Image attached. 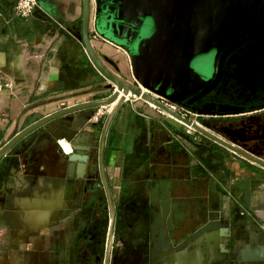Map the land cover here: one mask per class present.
I'll return each mask as SVG.
<instances>
[{"label": "crops", "instance_id": "crops-1", "mask_svg": "<svg viewBox=\"0 0 264 264\" xmlns=\"http://www.w3.org/2000/svg\"><path fill=\"white\" fill-rule=\"evenodd\" d=\"M15 2L0 0V149L47 114L104 99L111 92L106 88L109 79L85 50L82 0H38L27 18L13 16ZM90 4L88 37L95 54L108 71L142 89L126 51L97 31L95 1ZM211 90L197 101L183 100L184 105L192 109L204 104ZM98 108L76 111L73 128L88 132L99 148L109 119L101 142L102 164L97 152L89 167L99 173L108 227L113 208L118 232H113L111 244L125 252L123 264H140V257L133 258L136 253L152 254L150 264H264L263 166L193 130L188 134L199 135L200 146L187 142L174 133H187L185 126L132 95L111 116H94ZM217 121L198 122L226 139L215 129ZM48 126L29 132L0 158V227L16 232L19 243L28 238L10 253L9 264H74L70 259L76 240L84 237L96 264L105 234L81 232L86 220H80L79 209L69 207L75 195L65 196V155L70 150L63 149L64 139L51 137ZM166 137L170 140L164 141ZM79 183L66 185L67 190L78 191ZM64 208L70 216H57ZM39 213L43 219H37ZM85 253L84 261L75 264L91 263Z\"/></svg>", "mask_w": 264, "mask_h": 264}, {"label": "water", "instance_id": "water-1", "mask_svg": "<svg viewBox=\"0 0 264 264\" xmlns=\"http://www.w3.org/2000/svg\"><path fill=\"white\" fill-rule=\"evenodd\" d=\"M95 27L99 34L122 47L129 56L132 74L137 83L149 91L159 94L170 102L184 104L190 98L197 101L209 92L219 81L214 66L218 54L222 58L239 44L246 41H258L264 44V0H94ZM91 0H82V39L85 50L96 68L110 83L106 88L110 94L101 100L68 106L47 114L37 120L0 149V158L20 138L29 132L49 124L47 130L55 140L64 139L70 146L65 155L64 187L65 196L72 194L66 185L79 183L87 163L98 150V160L102 164V139L109 119L106 120L101 134L99 148L90 140L88 132H78L73 128L74 113L85 108H96L116 103L109 111L113 114L124 101V94L132 95L153 104L155 107L172 114L174 118L190 126L213 142L251 161L264 162L255 156L247 142L256 137H240L234 129L218 137L204 126L184 118L170 110L161 100L149 93H142L141 88L131 86L120 77L108 71L95 54L88 37V22ZM204 59L203 70L193 66L195 61ZM114 69L118 66L112 62ZM199 91V92H198ZM123 92L122 96L119 94ZM196 93V96H192ZM204 104L193 107L198 114L208 113ZM93 114V112H92ZM168 126H170L167 123ZM174 133L187 142L200 146L194 138L182 130ZM166 137L164 141H169ZM113 208L105 248L104 264H108L113 237ZM221 232H224L221 230ZM222 242V241H221ZM221 242L219 244H221ZM225 251L224 247L219 248ZM261 257V256H260ZM213 262V261H212Z\"/></svg>", "mask_w": 264, "mask_h": 264}, {"label": "flooded vegetation", "instance_id": "flooded-vegetation-1", "mask_svg": "<svg viewBox=\"0 0 264 264\" xmlns=\"http://www.w3.org/2000/svg\"><path fill=\"white\" fill-rule=\"evenodd\" d=\"M222 52L223 51L218 54L215 61L214 71L215 74H217V70L220 69V72H218L220 79L214 89L211 90L213 91L212 93H214H211L209 97L212 102H218V100L221 101L216 97L215 90L220 87L221 83H223L228 72H232V70L234 71L235 67L238 66L239 63H243V61L240 60L241 56L244 54L245 57L251 58L254 55L256 57L259 56V54H262L264 57V44L251 40L239 44L234 49L229 51L223 58ZM250 80L254 82L260 81L261 83H257L256 88L253 91L246 92L244 96L237 91L235 92V96L226 94L225 102H229L231 105L225 110L223 108H219V104L216 103L217 107L213 105L208 108V111L216 114V116L203 117H213L214 119H218V121L214 123L215 129L224 135L231 133L235 134L236 132L233 133V130L238 129L236 134L240 137H256L257 139L249 141L247 144L253 149L255 156L264 162V75L254 73L252 77H250ZM193 105L194 103H191V106ZM97 152L98 150L95 149V153ZM91 161L92 160L87 163L86 172L79 183V186L81 187H78V191H73L71 194V196H73V194L75 196H73V198L70 197L71 203H69V207L72 208L74 206L79 209V215L80 211L86 212L87 216L85 215L86 217H84L86 222L83 224L84 226L82 227L81 232H104L105 237L101 244L103 247L101 246L100 248L101 251L97 261L99 262L103 256L102 264H104L107 242L106 234H108L109 230L105 217L106 214H104V212L107 211V205L103 204L104 202L102 197L104 195V190L98 187L97 179L99 177V173L92 172L89 167V163H91ZM258 164L261 165L260 163ZM99 202H101V204ZM67 210H69V208L59 210L57 216L60 214L64 215ZM112 232L118 231L114 227ZM113 248V244H111L108 264H115L116 262V258L113 256L112 252ZM114 249L115 252H117L116 248ZM141 254L142 253L133 254V258L140 257V264H146V261H144ZM133 258L131 261L134 260Z\"/></svg>", "mask_w": 264, "mask_h": 264}, {"label": "rangeland", "instance_id": "rangeland-1", "mask_svg": "<svg viewBox=\"0 0 264 264\" xmlns=\"http://www.w3.org/2000/svg\"><path fill=\"white\" fill-rule=\"evenodd\" d=\"M240 60H242L243 63L242 64L239 63L238 66L235 67L234 71L232 70V72H228L225 76L223 83H221L220 87H218L215 90L216 97L218 99H220L221 101L218 100V102H212V101H210V98H208L204 103V107H203L204 110H208V108L213 106V105L215 107H217L216 103L219 104L218 105L219 108H223L226 110L228 108L229 104H231L229 102H225L226 94H228V95L230 94L232 96H235V94H236L235 92L237 91V92H240L241 95L244 96V94L246 92L253 91L256 88L257 83H261L260 81H257V82L251 81L250 77H252V75L254 73L264 75V57L262 56V54L261 55L259 54V56H256V57L254 55L251 58H247L243 54V56H241ZM205 63H208V62L205 61L204 59L197 60V61H195L193 66L195 67V69L202 71L203 70L202 68H203ZM237 63H238V60H237ZM217 72H220V69H218ZM212 94H214V93H212ZM206 118H213V117H203V116L196 117L197 121H202V122ZM70 213L71 212H65V215L70 216ZM85 215H86V212L80 211V215H79L80 220H83L84 217L87 216V215L86 216ZM20 220H21V224L23 227L24 226L23 218H20ZM15 233L16 232L5 231V230H3V228L0 227V264H9L8 260H9L10 253L15 251V248L20 247V246H24L26 240L28 239V238L24 237L22 239L23 243H21V242L19 243V239H18L17 235H15ZM25 233H27V232H25ZM86 239L87 238L84 237V238H81V239L79 238L76 240V243H77L76 248L77 249H76L73 257L70 259V260H72V262L74 264H75V262H77L78 259H79V262L84 261L83 254L85 252H86L85 254L88 255V256H86V259H88V262L89 261L91 262L88 264H92L91 258L89 257V256H91L90 248H86L87 247V244H86L87 240ZM112 252H113V256L116 258L115 264H123L121 261L123 260V258L126 254L121 253V252H115V249H113ZM141 255H142L144 261H146V264L147 263L150 264V262H151L150 257L152 256V254L142 253ZM3 258H4V260H3ZM102 259H103V256H102ZM102 259H100L99 262H96V264H102ZM203 260H204V258H202V261Z\"/></svg>", "mask_w": 264, "mask_h": 264}, {"label": "built area", "instance_id": "built-area-1", "mask_svg": "<svg viewBox=\"0 0 264 264\" xmlns=\"http://www.w3.org/2000/svg\"><path fill=\"white\" fill-rule=\"evenodd\" d=\"M37 3H38V0H16L15 4L13 6V16L17 17V18H27V17H29L33 13L34 9L37 7ZM49 79H52V76ZM41 82L44 84L43 90H45L46 86H47V84H46L47 81L44 79ZM133 97H135L137 99H141L140 97L135 96V95ZM161 101L170 110H172V111L176 112L177 114L183 116L184 118L190 119V120H192V121H194V122H196L198 124H200L196 120V117H198V116H214V115L216 116V114H214V113H212V112H210L208 110H206L208 113L200 115L196 111H194L193 109L187 108L184 104H179V103H176V102H170V101H164V100H161ZM145 103L148 106L155 108L158 111V113L161 114L162 116H166L167 117V114L163 110L151 105L149 102L145 101ZM108 106L109 105H106V106H103L102 109L100 107L98 109H96V111L94 113V116L98 117V116H101V115H104V114L108 113L109 112L107 110ZM217 115H219V114H217ZM180 125L185 126V128L187 129V133L193 132L192 131L193 129L190 126H187L186 124L182 123L181 121H180ZM194 139L196 141H200L201 140L199 135H195Z\"/></svg>", "mask_w": 264, "mask_h": 264}, {"label": "bare ground", "instance_id": "bare-ground-1", "mask_svg": "<svg viewBox=\"0 0 264 264\" xmlns=\"http://www.w3.org/2000/svg\"><path fill=\"white\" fill-rule=\"evenodd\" d=\"M144 88V87H143ZM143 88H142V93H147V92H144L143 91ZM144 89H146V88H144ZM147 90V89H146ZM123 95V92H121L120 94H119V96H122ZM132 95V93L131 92H128L127 94H124V97L126 98V97H128V96H131ZM132 96H134V95H132ZM113 103H116V101H114ZM151 104V103H150ZM151 105H153V104H151ZM154 106V105H153ZM166 114H167V116L168 117H170V118H172V119H174L176 122H178V123H180V120H178V119H176V118H174V116H172V114H169L168 112H165ZM63 142H62V146H63V149L65 150V152H68L69 150H70V146H69V144L68 143H66V142H64V140H62ZM61 143V142H60ZM37 206H39V205H37ZM33 207V206H32ZM36 208V207H35ZM50 209H53V208H49L48 210H50ZM37 219H43V215H42V213H39L38 215H37ZM45 220V219H44ZM215 242V241H214ZM220 241L219 240H217V243H219ZM202 259V258H201ZM200 259V260H201ZM199 260V261H200ZM198 261V260H197ZM202 264H207V262L206 261H203V263Z\"/></svg>", "mask_w": 264, "mask_h": 264}]
</instances>
